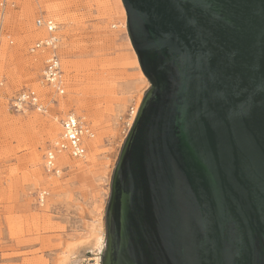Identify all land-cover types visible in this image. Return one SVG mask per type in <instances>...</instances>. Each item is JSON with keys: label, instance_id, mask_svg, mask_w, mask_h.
<instances>
[{"label": "water", "instance_id": "obj_1", "mask_svg": "<svg viewBox=\"0 0 264 264\" xmlns=\"http://www.w3.org/2000/svg\"><path fill=\"white\" fill-rule=\"evenodd\" d=\"M151 83L101 264H264V0H122Z\"/></svg>", "mask_w": 264, "mask_h": 264}, {"label": "rangeland", "instance_id": "obj_2", "mask_svg": "<svg viewBox=\"0 0 264 264\" xmlns=\"http://www.w3.org/2000/svg\"><path fill=\"white\" fill-rule=\"evenodd\" d=\"M117 3L0 0V264H11L14 257L16 264H59L67 243L88 235L86 225L93 214L102 215L106 238V209L126 139L124 125L139 93L144 97L151 88L139 75L138 56ZM42 16L59 24L67 80L62 96L41 82L44 54L29 50L46 35L35 26ZM22 88L42 96L47 112L11 111L8 101ZM71 112L94 129L97 152L90 168L68 166L54 176L45 170L43 156ZM51 124L56 134H49ZM87 155L71 161H86ZM42 188L49 195L39 206L36 194ZM87 251L79 253L85 256Z\"/></svg>", "mask_w": 264, "mask_h": 264}, {"label": "built area", "instance_id": "obj_3", "mask_svg": "<svg viewBox=\"0 0 264 264\" xmlns=\"http://www.w3.org/2000/svg\"><path fill=\"white\" fill-rule=\"evenodd\" d=\"M36 27L44 29L46 35L38 39L30 48V53L44 54L43 68L41 72L42 84L52 88L57 96L66 93V77L62 68L61 56L59 53L61 38L58 34L59 24L53 17H39L36 19ZM11 111L25 113L30 109L40 113L47 112L45 100L36 91L30 88H22L12 95L8 101ZM134 113L136 118L138 109L134 105L130 107L129 118ZM128 118V120H129ZM131 125H124V138L127 137L134 121ZM95 131L83 118L74 113H68L61 120V131L45 150L44 168L47 172L59 176L66 167L60 164L59 158L66 154L70 159L81 160L85 158L88 151V143L95 138ZM49 195L47 188L40 189L36 194V202L39 206H44Z\"/></svg>", "mask_w": 264, "mask_h": 264}, {"label": "bare ground", "instance_id": "obj_4", "mask_svg": "<svg viewBox=\"0 0 264 264\" xmlns=\"http://www.w3.org/2000/svg\"><path fill=\"white\" fill-rule=\"evenodd\" d=\"M117 1H118L117 5H119L118 7L121 8V11H122L121 13L123 14V18H124L123 23L125 25L124 27H126V29H127L126 9L124 7L122 0H117ZM47 8L49 11H54V10H52L54 7L53 8L47 7ZM28 24H27V26L25 25V28H24L25 31H27V29H28ZM35 26H36V24H35ZM29 30H30V28H29ZM23 44H24V40H20L19 46L22 47ZM41 54H43V53H41ZM139 75H140L141 79L146 82V84H149V80L146 77V75L144 74V72L140 66H139ZM143 98H144L143 93L141 91L139 93V95L137 96V99L135 102V108L138 109V111H139V108H140L141 103L143 101ZM134 118H135V116L133 113V114H131V116L128 120L129 125L132 124ZM54 130H55L54 124H51L49 131H48L49 134H52ZM53 134H56V133L54 132ZM98 141L99 140H95V139L89 141V143H88V152L89 153L87 155L86 161H82V162L80 161L78 163L73 162V161H71L72 159H70L66 154H62L59 158L60 164L63 167H66V166L74 167L75 166L77 168V170H79V171H84L87 166H89V168H90L94 162V158H95V155L97 152ZM37 157H38V155H37ZM86 229H87L86 231H88V235L86 234L87 236L85 235V237H80L78 239H74V240L67 243L66 248L62 253L63 256L59 260V264H101L102 252L106 250V246H107L106 238H105V231L103 229L102 215L93 214L91 216L90 224L86 225ZM83 248L88 250L87 255H85V256H83L79 253V252H81V249H83Z\"/></svg>", "mask_w": 264, "mask_h": 264}, {"label": "crops", "instance_id": "obj_5", "mask_svg": "<svg viewBox=\"0 0 264 264\" xmlns=\"http://www.w3.org/2000/svg\"><path fill=\"white\" fill-rule=\"evenodd\" d=\"M0 258H1V254H0ZM14 258H15V257H14ZM14 258L11 259V264H14V263L16 264L17 261H16ZM18 260H19V259H18Z\"/></svg>", "mask_w": 264, "mask_h": 264}]
</instances>
